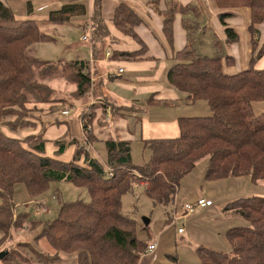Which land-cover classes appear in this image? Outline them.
<instances>
[{
	"label": "trees",
	"instance_id": "16d2710c",
	"mask_svg": "<svg viewBox=\"0 0 264 264\" xmlns=\"http://www.w3.org/2000/svg\"><path fill=\"white\" fill-rule=\"evenodd\" d=\"M214 5L222 11L219 19L226 28L229 45L240 41L238 33L228 24L234 16L230 10L251 11L252 65L238 74L225 72V66H231L234 59L218 42L213 57L201 56L194 40L199 22L183 21L188 44L173 56L168 83L187 105L206 101L210 114L179 118V136L175 139L143 141L149 157L143 164H137L131 141H106L107 160L102 163L77 140L51 142L42 134L16 140L2 133V126L14 130L34 126L27 119L40 111L37 106L55 102L54 90L46 81L62 77L75 88L70 94L75 101L89 99L95 83L91 61L51 62L30 57L28 51L32 45L52 43L56 39L44 33L34 20H17L0 1V233L3 234L0 253L3 245L22 231L38 232L35 240L46 239L56 251L49 255L33 249L30 242L18 243L0 259L1 264L28 263L19 248H30L38 264H58L62 254L75 255L76 264H140L150 245L139 239L136 222L122 211L123 196L132 192L134 186L144 185L146 196L155 204L171 205L175 203L181 181L205 159H209L208 180L250 177L254 184L264 182V112L256 114L253 109L254 103L264 102V70L253 66L264 56V40H261L264 0H214ZM192 11L196 12L194 6L171 4L161 12L163 32L170 46L174 42L176 16ZM86 14V5L67 4L51 12L49 21L66 25ZM90 21L92 56L97 61L113 38L103 14V0H93ZM111 22L141 45L139 51L114 53L112 59L153 60L137 34V29L145 24L140 14L122 3L116 7ZM144 102L148 107L173 105L157 92ZM108 108L101 101L90 106L88 113L83 111L84 130L90 143L98 142L93 132L97 110L105 114ZM9 118L14 120L7 121ZM72 147L73 157L63 158ZM58 182L87 188L91 201L61 202L56 193L60 206L54 220L17 213L14 198L18 184H25L34 199ZM225 211L236 214L250 226L232 228L226 233L231 246L229 253L200 247L201 264H264V197L237 199L228 203ZM144 228L148 227L144 225Z\"/></svg>",
	"mask_w": 264,
	"mask_h": 264
},
{
	"label": "rangeland",
	"instance_id": "374dc122",
	"mask_svg": "<svg viewBox=\"0 0 264 264\" xmlns=\"http://www.w3.org/2000/svg\"><path fill=\"white\" fill-rule=\"evenodd\" d=\"M19 1H22V3L16 8L23 11L26 9L28 10L30 2L39 5L41 1L45 0ZM130 1L133 2L142 13H144V10L147 11L149 5L151 6V10L156 11V6L153 4L154 0ZM167 2L168 0H163L160 7H158V12L154 11L156 14H153L151 11V17L146 15L148 16L147 20L154 31V36L158 40L156 48L150 46V49L157 57H155L157 61L152 64L151 68H146L148 70L138 72L136 75H131L132 72L128 71L127 66L131 63L140 65L145 63L140 61L125 62L123 64V70L126 71V76L124 78H121L120 74L117 73L118 67L113 68V65L111 67L108 62L101 60L95 61L92 65L93 69L101 68L105 71L108 70L106 75L108 76L110 74L115 77L111 82L106 80L105 85L100 84L101 87L99 86L100 89H98L100 96L106 97L107 100L118 102L119 105L131 106L129 101H125V103L123 99H118L116 95L117 92H115L113 88L120 89L121 85H127L131 87L129 89L131 94H150L152 91H149L150 93H148L145 90L140 89L151 87L166 89L169 87L167 75L173 63L172 57L174 54V47L170 46L164 39L162 31L163 17L159 16L160 11L171 6L167 5ZM63 4H84L89 7L90 0H65ZM16 16L17 20H28V17H24L23 14L17 13ZM183 18L195 20L192 15L184 16ZM207 20L208 16H203L202 19H199L202 26H206ZM34 21L41 27V30L44 33L54 37L56 42L32 45L28 51L30 57L51 62L74 60L91 61V39L86 42L83 41V37L85 35L88 36V34L90 36L89 32H92L90 15L88 12L84 16L73 18L66 25L52 24L49 22L48 17L43 16L37 17ZM84 24L87 27V30L83 28ZM216 33L218 34V32ZM194 40L198 48V53L201 56L213 57L215 55L216 49L214 44L216 41H219V39L214 32L202 31L197 34V37H195ZM230 45L231 46H227L226 43H223L226 54L227 51L231 53L235 51L234 46H232L233 44ZM120 59L121 58H118L117 60L124 62V60ZM255 69L257 70V68ZM236 72L230 73L235 74ZM139 78L144 80L154 78L155 81L140 82L138 80ZM46 83L54 90L55 102L42 104L41 107L43 109L34 112L33 117L27 119L31 121L34 126L19 128L17 130L11 129L9 126H2L1 131L6 137L16 140H24L29 136L42 134L46 138L53 139L61 137L65 131L68 132L69 138L71 136H77L76 127L78 125L79 116H82L84 113L83 111L88 113L90 106L93 104L101 103V101H96V99L94 103H92V99L82 101L73 100L70 94L75 88L62 80V77L46 81ZM109 84H111L113 88H110ZM185 104L186 103L183 102V105ZM197 104L198 105L195 104L196 106L181 107L182 109H198L201 106H204L205 108L201 109L206 110L207 113L210 112L209 105L206 101H201ZM71 108H75L74 112L76 111L77 113H73L71 117L63 119L66 123H60L62 122L60 115H63V112L69 109L73 110ZM253 109L256 114L263 113L264 103L257 105L254 104ZM198 114L204 113L199 112ZM51 118H53V122H51ZM13 120V118H9L7 121ZM97 120H99V124H103V114H100V117H98ZM92 150L91 154L93 156L98 158L102 163L106 162L107 152L105 145H102L101 142L92 143ZM48 154L51 155L49 151ZM138 160L139 152L135 150L134 161L139 162ZM208 167L209 159H205L191 172V174L181 181L175 203L171 205L155 204L146 196L144 185L134 186L132 192L123 196L122 211L136 222L139 239L146 241L149 245H158L157 257L154 264H201L198 249L202 246L216 251L229 253L231 251V246L226 238L227 231L236 227L250 226L249 222L241 219L234 213L226 212L224 208L228 202L231 203L237 199L264 197V182L254 184L250 177L211 181L207 179ZM194 171L196 174H194ZM56 193L59 194L61 202L91 201V195L87 188L78 187L69 182L52 183L45 194L34 199L30 196L25 184H18L15 188L14 198L16 211L17 213H30L34 218L52 221L57 217V209L60 206L59 199H56ZM207 197L212 199V201H210L212 203L210 208H197L194 214H188L186 206L195 207L198 205L197 203L199 201H206L207 199L202 198ZM194 200L196 201L192 202ZM1 204L2 200L0 198V205ZM45 209L47 211H45ZM38 210L41 211V215H37ZM144 219L150 221L147 229L144 228ZM225 227L227 228L226 231ZM180 231L182 232L180 233ZM37 233L22 231L20 234H15L13 240L3 245L1 248L2 252L6 253L14 246L17 247L18 243L30 242L33 249L49 255L55 254V249L46 239L35 240ZM2 237L3 234L0 233V239ZM19 253H21L23 259L29 260L26 264H38L34 259V252L30 248H19ZM58 264H76V256L62 254V261Z\"/></svg>",
	"mask_w": 264,
	"mask_h": 264
},
{
	"label": "crops",
	"instance_id": "0c3cea01",
	"mask_svg": "<svg viewBox=\"0 0 264 264\" xmlns=\"http://www.w3.org/2000/svg\"><path fill=\"white\" fill-rule=\"evenodd\" d=\"M0 1H2L8 8L11 9L15 18L17 17L16 16L17 13H20V14H23L24 17H28L27 18L28 20H36L37 17H42V16L48 17V20H49L51 12L57 11L63 5H65L63 4L65 0H45V1H41L39 5H36V4H33V2H30L28 6V10L26 9V10L20 11V9H17L16 7L19 4H21L22 1H19V0H0ZM162 2L163 0H156V1L154 0V3L152 2L156 6V11L154 10L155 12H158V7H160ZM122 3H125L131 6L138 14H140V16L143 17L145 24H143L141 27L137 29V34L143 40L145 45L148 47L149 57L151 56V58H153V60H150L147 62L140 61V62H144L146 65L145 64L143 65L133 64V63L129 64L127 66L128 71L132 72L131 75H136V73L138 72H141L143 70H148L146 68H151L152 64L157 61L156 59L157 57L154 55L153 51L150 49V46H153L154 48H156L158 45L157 43L158 40L154 36V31L152 30V26L147 20L148 16L151 17L150 15L151 11L153 12V14H156L153 10H151L150 5L147 8V11L144 10V13H142L141 10H138L139 8L130 0H103V14L106 19V24L108 28L110 29L111 35L113 38L109 40L108 49L105 51L106 53L104 54V56L99 60L108 62V64H110L111 67L113 65V68L118 67V71L120 69L123 70L124 69L123 64L129 61H126L124 58L120 59V60H124V62L117 60L118 58L112 59L111 57L114 55V53L136 52L141 49V45H139L137 42L132 40L130 37L125 36L122 32L118 31L111 22V19H112V16H113V13L116 7H118ZM171 4H173V6L174 5H178V6L191 5V6H194L196 10V12L192 11V12L186 13L185 15L178 14L176 16V20L174 23V42L172 45L174 47L173 56L175 55L176 52L184 49L186 45L188 44V36H187V32L185 31L183 27V21L191 22V21L197 20L199 22V30L197 31V34L201 33L202 31H211V32H214L216 34V37L219 39V41H216L215 43L218 42L222 46H223V43L227 44L226 42L227 34L225 32L226 28L219 19V15L221 14L222 11L217 9L216 7L215 8L217 10L214 8L215 6L214 0H168L167 5H171ZM55 7H59V8H55ZM140 9H143V8H140ZM163 11L159 12V16L162 17V14L160 13ZM230 11L231 13L234 14V16L228 20V24L238 33L240 37V41L232 45L234 46V49H235L233 53L227 51V55L231 56L234 59V62L231 66H225V72L231 74L237 71L236 73L238 74V73L249 70V68L252 65L253 49H252V43H251V34H249L250 33L249 26L251 24V11L247 8L234 9ZM87 12L89 13L90 18H91V15L93 13V0H90V5L89 7L87 6ZM194 12L197 15H195ZM188 15H192V17L195 18V20L189 19V18H186V19L183 18L184 16H188ZM203 16H206V17L208 16V20L206 21V26H202V24L199 21V19H202ZM162 21H163V18H162ZM83 28L87 30V27L85 26V24L83 25ZM162 31H163V22H162ZM216 32H218V34ZM261 34H262L261 40H264V24L261 26ZM163 35H164V32H163ZM164 39L167 42L165 35H164ZM227 46H231V45L227 44ZM223 50L225 52L224 46H223ZM91 54H92V49H91ZM94 62L95 61L93 60V56H91L92 65L94 64ZM130 62H135V61H130ZM136 62H139V61H136ZM254 65H255V68H257V70H264V56L260 60H258L256 63H254L253 66ZM91 68H92L91 70H92L93 80H94L95 85L93 86V90H94L93 95L89 99L93 100L92 103H94L96 99V101L101 100L103 103L109 105V108L107 109L105 114L102 112L101 109L97 110V118L100 117V114H103L104 120H102L103 124H99V120L97 119L93 123L94 136L98 142H101L102 145H105L106 141L112 140V139L131 141L132 150H133V153H132L133 158H134V151L136 150L139 152V160H138L139 162H135L137 164H143L149 157V153L144 149V146L142 143L143 141L159 140V139H175L179 136V128H178L179 118L196 117L197 115L206 116L210 114V112L207 113L206 110L201 109V108H205L204 106H201L198 109L197 108H183L182 109L181 106H193L194 104L193 105H187V104L183 105V102H185L182 100L183 96L179 94L177 91H175L173 88H171L170 85L166 89H159L156 87L140 89V90H145L148 93H150L149 91H152V93L150 94H131L129 90L131 87L127 85H124V86L121 85L120 89H115L111 86V84H109V87L113 88L115 92H117L116 95L118 99H123L124 102L129 101L131 104V106L119 105L118 102L107 100L106 97L100 96L98 92V89H100L99 86L101 87L100 84L105 85L106 80H108V82H111L115 77H113L109 73H108L109 75L107 76L106 73L108 72V70L105 71L104 69L102 70L101 68L100 69H95V68L93 69V67ZM123 71H124L123 74H120L121 78L122 77L124 78L126 76V71L125 70ZM138 80L140 82L155 81L154 78H151L149 80L147 79L144 80V79L139 78ZM156 92L161 94L162 99L166 100L168 103H172L174 106L169 105V106H159V107H148L146 103L144 102L145 99L148 98L151 94L156 93ZM263 103L264 102H257L254 104L257 105V104H263ZM196 105L198 104L196 103ZM40 107L41 105L37 106L38 110L43 109L42 107L41 108ZM30 108L32 109L34 107L31 106ZM71 109H73V111L75 110V108H71ZM199 112H203L204 114H198ZM73 113H77V112L75 111ZM71 115L63 116L61 114L60 117L62 118V122L60 123H66L63 121V119H65L66 117H71ZM50 120L51 122L54 121L53 118H51ZM76 129H77V136H73V137L71 136L69 138L68 132L65 131L61 137H57L53 139H49L46 137L45 138L51 142H55L56 140H59V139L77 140L83 143L84 148L87 146L90 147L91 151L89 153H91L93 151L92 143L88 141V138L86 139L84 123H83V119L81 115L79 116L78 125ZM50 148H51L50 152L52 153L53 147L51 146ZM74 150H75L74 147L70 148L65 153L63 158H67V159L72 158L74 154ZM194 174H196V172ZM202 199H207L208 201H212L210 197L202 198ZM196 200L192 202H195ZM207 208H210V207H207ZM207 208H202V209H207ZM226 229L227 228L225 227V231ZM157 252H158V248L154 254L144 256L140 264H154V261L157 257Z\"/></svg>",
	"mask_w": 264,
	"mask_h": 264
},
{
	"label": "built area",
	"instance_id": "2783aa9c",
	"mask_svg": "<svg viewBox=\"0 0 264 264\" xmlns=\"http://www.w3.org/2000/svg\"><path fill=\"white\" fill-rule=\"evenodd\" d=\"M90 33V36H89V34H88V36L87 35H85L84 37H83V41H89L90 40V38H91V31L89 32ZM123 70L122 69H120L119 71H118V74H123ZM65 115H68V114H70V112H65L64 113ZM113 174H111V176H112ZM198 205L197 206H195V207H193V206H186V211L188 212V213H193L197 208H206V207H210V206H212V203L210 202V201H204V200H202V201H199L198 203H197ZM37 214H38V212H37ZM182 231H180V233H181ZM157 248H158V245L157 244H152V245H150L149 247H148V249H147V251H146V254L145 255H152V254H154L155 252H156V250H157Z\"/></svg>",
	"mask_w": 264,
	"mask_h": 264
},
{
	"label": "bare ground",
	"instance_id": "6f19581e",
	"mask_svg": "<svg viewBox=\"0 0 264 264\" xmlns=\"http://www.w3.org/2000/svg\"><path fill=\"white\" fill-rule=\"evenodd\" d=\"M90 39H91V38H90ZM85 42H86V41H85ZM66 112H70V114L65 115V114H64L65 112H63V116H70L74 111H73V110H70V111L68 110V111H66ZM86 150H87L88 152H90V148H89V147H86ZM109 172L111 173V170H109ZM111 174H112V173H111ZM111 174H110V175H111ZM112 176H113V175H112ZM206 208H207V207H206ZM39 210H40V208H39ZM39 210H38V214H37V215H40V214H41V211H39ZM45 211H47V210L45 209ZM195 211H196V210H195ZM195 211H194V212H195ZM194 212H193V213H194ZM193 213H188V214H193ZM146 227H148V226H146ZM145 256H147V255H145Z\"/></svg>",
	"mask_w": 264,
	"mask_h": 264
},
{
	"label": "water",
	"instance_id": "95a60500",
	"mask_svg": "<svg viewBox=\"0 0 264 264\" xmlns=\"http://www.w3.org/2000/svg\"><path fill=\"white\" fill-rule=\"evenodd\" d=\"M145 226H149L150 221L148 219H144ZM6 254L4 252L0 253V259L2 260Z\"/></svg>",
	"mask_w": 264,
	"mask_h": 264
}]
</instances>
